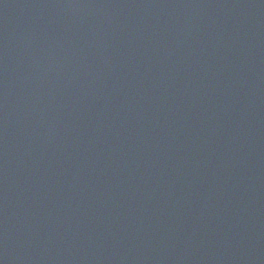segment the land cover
I'll return each instance as SVG.
<instances>
[{"label":"water","instance_id":"1","mask_svg":"<svg viewBox=\"0 0 264 264\" xmlns=\"http://www.w3.org/2000/svg\"><path fill=\"white\" fill-rule=\"evenodd\" d=\"M0 264H264V0H0Z\"/></svg>","mask_w":264,"mask_h":264}]
</instances>
